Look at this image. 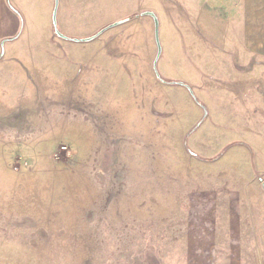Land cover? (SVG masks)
<instances>
[{"label":"rangeland","instance_id":"rangeland-1","mask_svg":"<svg viewBox=\"0 0 264 264\" xmlns=\"http://www.w3.org/2000/svg\"><path fill=\"white\" fill-rule=\"evenodd\" d=\"M9 1L0 264H264V55L177 0H58L72 39L126 19L86 42Z\"/></svg>","mask_w":264,"mask_h":264},{"label":"crops","instance_id":"crops-1","mask_svg":"<svg viewBox=\"0 0 264 264\" xmlns=\"http://www.w3.org/2000/svg\"><path fill=\"white\" fill-rule=\"evenodd\" d=\"M177 6L185 12L198 9L200 14L223 19L225 31L234 35L240 47L256 48L264 55V0H177ZM139 11L136 15L144 17L141 13L146 10L140 7ZM18 16L9 0H0V50L17 36Z\"/></svg>","mask_w":264,"mask_h":264},{"label":"water","instance_id":"water-1","mask_svg":"<svg viewBox=\"0 0 264 264\" xmlns=\"http://www.w3.org/2000/svg\"><path fill=\"white\" fill-rule=\"evenodd\" d=\"M57 6H58V0H54V9H53V16H52V27H53V30L55 32V34L63 39H66V40H73V41H77V42H86V41H90L92 39H94L95 37H97L99 34H101L104 30H106L107 28L109 27H112L114 25H117L119 23H122L124 22L125 20H119L115 23H113L112 25H109L108 27H105L104 29H101L100 31H98L97 33H95L94 35L92 36H89V37H86V38H81V39H72V38H69L67 36H65L64 34H62L58 29H57V26H56V11H57ZM142 16H149L153 19V22H154V40H155V43H156V47H157V52H156V56H155V59H154V62H153V69L155 71V74L156 76L158 77V73L156 72V63H157V59L161 53V46H160V42H159V37H158V19L156 17V15L152 12V11H144L141 13ZM139 15H136V17H138ZM128 20V18H127ZM262 187L264 188V182L262 183Z\"/></svg>","mask_w":264,"mask_h":264}]
</instances>
